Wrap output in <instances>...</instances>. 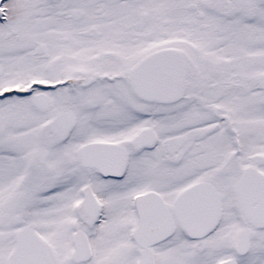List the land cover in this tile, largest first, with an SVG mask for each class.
<instances>
[{
	"label": "snow or ice",
	"instance_id": "snow-or-ice-1",
	"mask_svg": "<svg viewBox=\"0 0 264 264\" xmlns=\"http://www.w3.org/2000/svg\"><path fill=\"white\" fill-rule=\"evenodd\" d=\"M0 264H264V0H0Z\"/></svg>",
	"mask_w": 264,
	"mask_h": 264
}]
</instances>
